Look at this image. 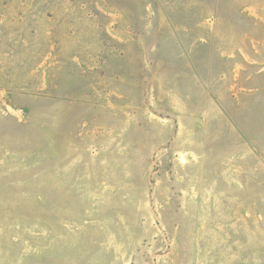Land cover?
Masks as SVG:
<instances>
[{
	"label": "rangeland",
	"instance_id": "1",
	"mask_svg": "<svg viewBox=\"0 0 264 264\" xmlns=\"http://www.w3.org/2000/svg\"><path fill=\"white\" fill-rule=\"evenodd\" d=\"M0 264H264V0H0Z\"/></svg>",
	"mask_w": 264,
	"mask_h": 264
}]
</instances>
